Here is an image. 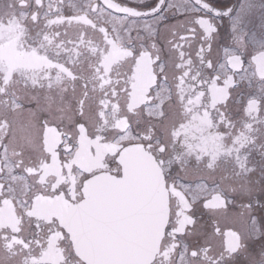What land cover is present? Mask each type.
Segmentation results:
<instances>
[{
  "label": "snow or ice",
  "instance_id": "6c2138e0",
  "mask_svg": "<svg viewBox=\"0 0 264 264\" xmlns=\"http://www.w3.org/2000/svg\"><path fill=\"white\" fill-rule=\"evenodd\" d=\"M0 264H264V0H0Z\"/></svg>",
  "mask_w": 264,
  "mask_h": 264
},
{
  "label": "flooded vegetation",
  "instance_id": "af4514ba",
  "mask_svg": "<svg viewBox=\"0 0 264 264\" xmlns=\"http://www.w3.org/2000/svg\"><path fill=\"white\" fill-rule=\"evenodd\" d=\"M233 2H235V0H233ZM201 223L202 224H207L208 223V217L206 215L201 217Z\"/></svg>",
  "mask_w": 264,
  "mask_h": 264
}]
</instances>
